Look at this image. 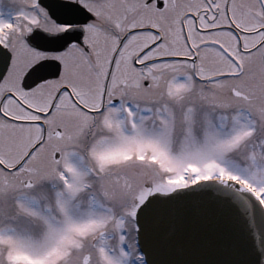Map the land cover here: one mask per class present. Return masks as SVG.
<instances>
[{"label":"snow or ice","instance_id":"obj_1","mask_svg":"<svg viewBox=\"0 0 264 264\" xmlns=\"http://www.w3.org/2000/svg\"><path fill=\"white\" fill-rule=\"evenodd\" d=\"M0 264H264V0H0Z\"/></svg>","mask_w":264,"mask_h":264}]
</instances>
